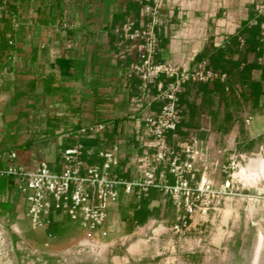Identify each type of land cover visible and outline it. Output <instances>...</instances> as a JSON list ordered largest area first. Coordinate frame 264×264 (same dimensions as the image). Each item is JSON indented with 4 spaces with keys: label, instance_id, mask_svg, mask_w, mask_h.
<instances>
[{
    "label": "built area",
    "instance_id": "2783aa9c",
    "mask_svg": "<svg viewBox=\"0 0 264 264\" xmlns=\"http://www.w3.org/2000/svg\"><path fill=\"white\" fill-rule=\"evenodd\" d=\"M55 1L62 2L66 8L57 22V29H66L70 26L67 9L73 0H0L1 79L10 75L11 68L20 59L18 50L23 47L25 26L32 25L38 11L44 12ZM165 1L140 0L139 20L127 14L115 29L114 57L125 84L137 81V93L130 102L143 110L136 121L137 140L142 151L135 157L133 178L124 179L116 172L118 141L100 149L87 148L84 143L112 130L114 123L111 121L81 125L77 129L71 125L62 128L53 163L40 158L41 149L36 148L30 151V164L21 162L18 151H12L0 166V176L9 179L11 187L21 197L22 215L30 229L44 232L50 240L57 237L49 233V229L58 216L90 232L102 228L121 190L138 200L146 198L151 189L160 192L174 208L175 228L179 229L187 226L197 214H207L213 199L222 196L231 185L232 158L227 164L218 160L210 164L206 155L208 148H202L203 142L197 132L179 134L184 118L180 96L191 83L219 84L224 93L234 92L244 103L248 87L236 85L232 72L214 68L209 57L198 61L189 57L178 63L155 60L161 47L159 31L166 17ZM253 4L256 16L248 23L260 26L257 49L264 51V0H254ZM235 36L237 52L244 54L248 42L237 32ZM215 44L225 49L231 41L224 39ZM256 62L263 65L264 56H259ZM243 67L244 62H241L240 70ZM154 102L159 104L157 110L151 109ZM252 121L248 107L243 117L244 127L251 126ZM68 140L71 142L65 143ZM218 165L226 174L219 188L215 186L211 170ZM1 220L0 216V225Z\"/></svg>",
    "mask_w": 264,
    "mask_h": 264
},
{
    "label": "crops",
    "instance_id": "0c3cea01",
    "mask_svg": "<svg viewBox=\"0 0 264 264\" xmlns=\"http://www.w3.org/2000/svg\"><path fill=\"white\" fill-rule=\"evenodd\" d=\"M253 1L166 0V17L159 31L161 47L155 60L178 63L189 57L201 60L211 56L213 59L224 51L222 60L211 62L212 66L231 72L240 70L239 64L233 67L242 56L240 54L237 58L239 53L235 33L249 20ZM139 2L73 0L67 9L70 26L57 29V22L62 19L66 9L61 2L60 7L53 4L44 12L38 11L35 22L25 26L23 47L18 50L20 59L6 79L0 78V166L5 164L8 153L19 151L21 146L13 132L14 120L27 117L33 109H41L49 119V131L40 136L43 137L41 140H35L39 136L33 137L29 151L40 148L39 157L53 163L59 150L61 129L69 126L68 123L77 129L81 125L111 121L114 123L112 130H106L84 143L87 148L100 149L118 141L119 164L116 172L124 179L133 178L134 160L142 151L137 140L136 121L143 110L130 102L137 93V81L125 84L114 54L117 40L115 29L127 14L139 20ZM224 39H229L231 45L225 49L218 48L215 43H221ZM250 53L253 55L252 62L256 58L252 51L247 50L244 54L247 64L252 63L248 58ZM60 57L71 61L70 68L63 75L56 64ZM50 78L52 84L49 83ZM32 83L36 84L33 89L30 88ZM48 85H52L51 89H46ZM215 88L222 90L219 84L186 85L181 95L184 119L178 129L181 136L188 131L197 132L203 142L202 148H208L206 155L210 164L219 161V157L213 153H222L218 141L220 138L225 140L230 132L223 123L212 125L210 117L206 115L205 109ZM261 105L262 99L259 102ZM158 107L159 104L154 102L151 109L157 110ZM225 121L229 122L228 116H225ZM54 123L57 124L56 128H53ZM240 133L243 135V130ZM169 140L172 141L171 136ZM30 162L28 158L26 163ZM166 203L171 205L155 189H151L142 200L126 196L121 190L118 202L111 206L110 218L118 212L120 221L126 224L134 210L145 208L154 216ZM22 213L20 195L11 187L9 179L0 176V216L3 219ZM56 222L71 224L63 216ZM139 226L136 224L132 233Z\"/></svg>",
    "mask_w": 264,
    "mask_h": 264
},
{
    "label": "rangeland",
    "instance_id": "374dc122",
    "mask_svg": "<svg viewBox=\"0 0 264 264\" xmlns=\"http://www.w3.org/2000/svg\"><path fill=\"white\" fill-rule=\"evenodd\" d=\"M248 58L252 62L253 55ZM247 74L249 80L264 85L259 68L232 72L236 85L247 86ZM245 97L243 103L234 92L215 88L205 109L212 125L223 123L230 130L225 140L218 141L222 153L213 154L220 163L234 161L230 187L213 199L207 214H197L187 226L176 229L175 210L166 203L131 234L124 233L117 212L95 232L71 223L64 235L51 240L44 232L30 229L22 214L5 217L0 225V264H264V191L259 189L261 170L255 161L258 156L264 158V96L257 108L248 99V91ZM248 107L253 121L245 128ZM48 120L45 111L33 109L27 117L14 120L13 132L21 144L37 136L35 140H41L49 131ZM211 170L219 188L226 174L220 165Z\"/></svg>",
    "mask_w": 264,
    "mask_h": 264
},
{
    "label": "trees",
    "instance_id": "16d2710c",
    "mask_svg": "<svg viewBox=\"0 0 264 264\" xmlns=\"http://www.w3.org/2000/svg\"><path fill=\"white\" fill-rule=\"evenodd\" d=\"M54 4L57 7H60L59 1H55ZM250 11H251V13L249 14V20L256 16L253 3H252V7L250 8ZM248 21L244 22L242 24L241 28L237 31V33L240 34L241 36H243L245 38V40L248 42L249 47H247L245 53L247 52V50L252 51L255 54L256 58H255L254 62L247 64L246 59L244 57L245 53L241 54L242 56H241L240 60L238 61V63L233 64V67H238L241 62H244V67L242 70L245 73H249V71H251L254 68H259L261 71V80L264 81V64L259 65L256 62V59L259 56H264V51L257 49L259 38H260V26L259 25L249 26ZM223 55H224V51L220 52L218 54V56H216L213 59L211 58V56L209 58H210L211 62H213V61L214 62H220L223 58ZM196 61H198V60H196ZM56 64L60 69L61 75H63V74H66L67 73L66 70L68 68H70L71 61L67 60L63 57H60L56 60ZM247 76H248V74H247ZM246 82H247V87H248V97H249L248 99L252 103L253 107H258L261 98L264 96V85H261L257 81L249 80V76H248ZM49 83H51V84L53 83L52 78H50ZM35 86H36L35 83L30 84L31 89H33ZM51 86L52 85H48L46 87V89H51ZM179 105L182 107L181 96H180ZM31 144H32L31 141H27V142L21 144L20 149L18 151V155H19L21 162H25L29 158V156H30L29 150H30ZM151 215H152V212L149 210H146L145 208L142 210H140V209L134 210L133 216L129 219L128 222H126V224H124V225H126L124 227V233L125 234L132 233L133 228L136 224L140 225V226L143 225ZM69 227H70L69 224H65V225L64 224H58L55 221L51 224L50 229H49V233L56 235V236H62L69 230Z\"/></svg>",
    "mask_w": 264,
    "mask_h": 264
},
{
    "label": "bare ground",
    "instance_id": "6f19581e",
    "mask_svg": "<svg viewBox=\"0 0 264 264\" xmlns=\"http://www.w3.org/2000/svg\"><path fill=\"white\" fill-rule=\"evenodd\" d=\"M255 161H256V163L258 164V166H259V168L261 170V172L258 173L259 179H260V182H261V185L259 186V189L261 191H264V158L263 157L261 158V157L258 156V159H256ZM243 172H244V169L242 168L241 172H240L241 176H243ZM256 183H257V180H256ZM257 185H259V184H257ZM257 251H258V248L256 250L255 257H254V260H253L254 262L256 260Z\"/></svg>",
    "mask_w": 264,
    "mask_h": 264
}]
</instances>
